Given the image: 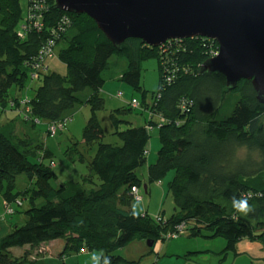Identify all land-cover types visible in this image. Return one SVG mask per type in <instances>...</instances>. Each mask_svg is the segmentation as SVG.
Here are the masks:
<instances>
[{"label": "trees", "instance_id": "trees-1", "mask_svg": "<svg viewBox=\"0 0 264 264\" xmlns=\"http://www.w3.org/2000/svg\"><path fill=\"white\" fill-rule=\"evenodd\" d=\"M217 45L202 36L157 47L129 38L117 48L91 17L63 11L55 0H28L26 15L21 0H0V108L26 115L19 127L14 120L0 125V195L12 213L26 215L23 224H0V264H33L13 248L59 238L70 253L98 250L102 264H134L115 251L149 234L165 239L177 227L179 235L222 236L226 250L236 251L244 238L264 245V102L251 80L229 89L222 73L200 74ZM151 55L161 77L158 91L148 95L141 63ZM54 57L67 64L68 74H48L46 59ZM117 68L116 78L141 90L143 101L133 98L110 114L115 139L105 142L100 91L106 73ZM83 105L91 114L83 141L69 156L88 168L79 179L64 181L40 133L25 131L44 119L46 134L55 136ZM134 113L142 115L140 123L133 122ZM155 128L160 148L149 162ZM94 144L90 156L86 150ZM170 170L174 210L166 222L133 211L132 187L149 190L147 182ZM233 196L246 198L253 211L234 209Z\"/></svg>", "mask_w": 264, "mask_h": 264}, {"label": "rangeland", "instance_id": "rangeland-1", "mask_svg": "<svg viewBox=\"0 0 264 264\" xmlns=\"http://www.w3.org/2000/svg\"><path fill=\"white\" fill-rule=\"evenodd\" d=\"M21 4L23 15H26L28 0H21ZM218 52L219 50L212 57L216 56ZM118 56H122V53H119ZM46 63L50 66V70L61 75L68 74L67 64L59 57L48 58ZM119 71L120 68H117L106 73V82L100 91L104 99V108L101 109L99 116L104 133L108 136L104 138L105 142L115 139L114 137L110 138L112 133L110 114L118 108L131 104L133 98L140 103L143 101L141 90H136L128 82L116 78V74ZM160 77L161 70L157 56L151 55L145 58L141 63V83L143 88L148 91V95L158 91ZM12 92L15 93L14 90ZM136 111L139 113L137 109ZM90 114L91 107L83 105L81 110L72 119L68 120L55 136L46 134L48 123L44 119L35 120L36 126H31L25 131L30 133L31 136L32 134L40 133L41 137H39V140H43L48 148L52 150L57 162L54 169L64 181L77 180L87 171L86 161L74 160L73 157L70 158L69 154L77 146L74 143L78 140L83 141L84 127ZM25 116L23 112L19 114L18 111L10 108H0V125L12 124L11 120H14L19 127L22 124L20 121H24ZM141 116L136 113L134 115L131 114V118L136 124L140 123ZM142 120L144 121V119ZM23 127L26 128L27 126L24 125ZM150 145L153 148L147 155L148 161L153 159L154 156V160L156 159L160 148L158 129L156 128L151 130ZM96 148L97 144L92 145L86 150L87 154L93 156ZM174 172V170L168 171L160 181L147 182L149 190H146L144 184H142V187H139L142 199H133L132 210L137 213H147L156 220L161 217L160 222L166 221L174 210L173 196L168 191V184L172 180ZM140 175L144 179L146 178V166L140 169ZM26 205H28V202ZM26 205L24 208H26ZM12 206L15 207L16 204ZM6 211L7 207L0 195V218L3 219H0V224L10 225L18 223L19 225L24 223L26 218L24 213L14 212L8 214L6 218H2ZM206 232L208 230H203V233L207 234ZM148 240L158 241L154 245H150ZM226 248L227 240L222 236L191 237L183 234L177 238L163 239L149 234L144 238L133 239L129 244L120 247L115 252L123 255L129 261H134V264H264V245L261 242L244 238L238 242L236 251L226 250ZM13 249H15L16 253L24 252L28 254L31 260L34 261L33 264H102V253L100 251L81 250L77 253H70V249L66 247L63 238L34 246H16Z\"/></svg>", "mask_w": 264, "mask_h": 264}, {"label": "water", "instance_id": "water-1", "mask_svg": "<svg viewBox=\"0 0 264 264\" xmlns=\"http://www.w3.org/2000/svg\"><path fill=\"white\" fill-rule=\"evenodd\" d=\"M55 1L63 11L91 17L117 48L129 38L152 47L169 39L211 38L219 52L201 64L200 74L222 73L229 89L251 80L264 102V0Z\"/></svg>", "mask_w": 264, "mask_h": 264}, {"label": "clouds", "instance_id": "clouds-1", "mask_svg": "<svg viewBox=\"0 0 264 264\" xmlns=\"http://www.w3.org/2000/svg\"><path fill=\"white\" fill-rule=\"evenodd\" d=\"M215 41V40H214ZM216 42V41H215ZM218 50H219V44H218ZM136 187V186H135ZM133 188V187H132ZM138 189H139V191H140V188L139 187H137ZM132 192V191H131ZM132 194H133V192H132ZM134 196V195H133ZM140 196H141V199H142V195H141V193H140ZM140 199V200H141ZM232 203H233V208L234 209H236L237 211H239V212H242V213H244V214H247L248 212H251V211H253V207L251 206V205H249L248 204V202H247V199L246 198H240V199H237L235 196H233V198H232ZM161 220V217L159 218V219H157V221H160ZM167 220V219H166ZM163 222H166V221H163ZM175 230L173 229V230H169V231H167L166 233H164L163 234V236L165 237V238H168V239H171L172 237H170L169 236V234L170 233H172V232H174ZM178 236H180L179 234H178ZM177 236V237H178ZM177 237H175V238H177ZM150 243V242H149ZM153 244L152 245H154V241L152 242ZM108 264H111V261H109L108 262Z\"/></svg>", "mask_w": 264, "mask_h": 264}, {"label": "built area", "instance_id": "built-area-1", "mask_svg": "<svg viewBox=\"0 0 264 264\" xmlns=\"http://www.w3.org/2000/svg\"><path fill=\"white\" fill-rule=\"evenodd\" d=\"M47 47H48V50H47L46 53H48L49 52V49H50V46H47ZM54 131H55V128H54ZM132 192H133L134 197L137 200H140L141 199L140 191H139V189L137 187H133L132 188ZM7 213H12V210L10 208H7V211H6V213L4 215H6ZM180 230H181V228L177 227V230H175L174 232L170 233L169 236L172 237V238L177 237L178 234L180 233Z\"/></svg>", "mask_w": 264, "mask_h": 264}, {"label": "crops", "instance_id": "crops-1", "mask_svg": "<svg viewBox=\"0 0 264 264\" xmlns=\"http://www.w3.org/2000/svg\"><path fill=\"white\" fill-rule=\"evenodd\" d=\"M106 137H107V136H106ZM149 148H150L149 150L151 151V150H152V148H153V146H152V145H150V146H149ZM154 158H155V156H154ZM154 158H153V159H151V160H149V162L153 161V160H154Z\"/></svg>", "mask_w": 264, "mask_h": 264}]
</instances>
